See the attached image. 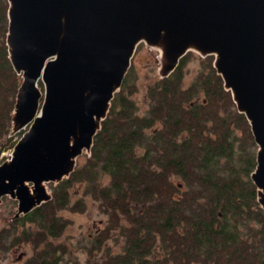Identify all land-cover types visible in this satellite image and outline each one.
Listing matches in <instances>:
<instances>
[{
  "label": "trees",
  "instance_id": "obj_1",
  "mask_svg": "<svg viewBox=\"0 0 264 264\" xmlns=\"http://www.w3.org/2000/svg\"><path fill=\"white\" fill-rule=\"evenodd\" d=\"M7 9L8 0H0V153L16 142L11 118L21 81L7 51ZM191 51L149 85L141 115L126 72L84 163L49 185V201L0 231V251L57 237L67 224L58 212L81 182L107 217L86 248L89 264H264V211L250 178L257 146L213 55L203 56L207 70L183 86ZM115 230L122 242L112 253L102 244ZM32 264L69 263L63 249L46 242Z\"/></svg>",
  "mask_w": 264,
  "mask_h": 264
},
{
  "label": "water",
  "instance_id": "obj_2",
  "mask_svg": "<svg viewBox=\"0 0 264 264\" xmlns=\"http://www.w3.org/2000/svg\"><path fill=\"white\" fill-rule=\"evenodd\" d=\"M7 51L20 75L0 163V205L12 220L51 199L89 154L136 46L158 50V76L188 50L212 64L257 146L250 173L264 211V0H8Z\"/></svg>",
  "mask_w": 264,
  "mask_h": 264
},
{
  "label": "rangeland",
  "instance_id": "obj_3",
  "mask_svg": "<svg viewBox=\"0 0 264 264\" xmlns=\"http://www.w3.org/2000/svg\"><path fill=\"white\" fill-rule=\"evenodd\" d=\"M188 53L189 55L186 56L187 59L181 69L183 86L192 82L198 72L207 70L206 60L203 56L195 51ZM157 54L158 50L156 48L150 47L141 41L136 46L128 68L131 72L128 83L132 90L129 96L136 102L137 112L140 115L148 108L146 92L149 85L159 78L158 63L156 62ZM199 97L201 99L203 94H199ZM23 131L21 130L12 136L17 140ZM236 132L238 135L241 134L240 131ZM11 150L12 148L0 153V163L9 158ZM86 155L83 153L77 158L76 167L84 163ZM106 181L107 178H104L103 183ZM174 182L177 183L179 180L174 179ZM50 184L52 183L47 184V189L51 193ZM83 186L81 182H78L70 188L69 206L58 212V215L64 218L67 224L57 237H50L38 246L31 243H22L11 249L0 251V264H32L36 252L43 248L46 242L57 246L58 251L63 249L69 264H89L90 258L86 248L90 245L89 242L93 241L106 228L107 217L99 210L98 202L92 196L84 194ZM7 200V197L3 198L0 205V231L7 227L11 229L10 223L13 221L11 218L16 210V202L15 204H9ZM121 242L122 240L118 237L117 230H115L108 239L103 241L102 248L116 253L120 251Z\"/></svg>",
  "mask_w": 264,
  "mask_h": 264
}]
</instances>
